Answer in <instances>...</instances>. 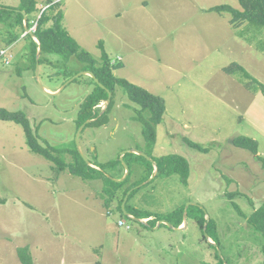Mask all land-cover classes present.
Segmentation results:
<instances>
[{"label": "rangeland", "instance_id": "obj_1", "mask_svg": "<svg viewBox=\"0 0 264 264\" xmlns=\"http://www.w3.org/2000/svg\"><path fill=\"white\" fill-rule=\"evenodd\" d=\"M47 1L37 0L39 11ZM52 1L59 6L47 12L61 10L65 29L98 64L101 43L112 64H120L114 76L165 103L156 141L149 146L134 119L138 106L117 87L110 102L95 107L104 116L80 133L82 153L94 163L116 159L127 149L153 159L183 156L189 163L185 183L176 173L151 175L127 204L131 207L141 195L140 208L155 218L181 206L194 210L187 213L176 256L172 228H158L165 219L148 225L121 219L122 202L106 206L101 180H83L34 154L22 127L0 120V264H21L16 254L21 247L31 254L32 264H204L218 261L216 251L227 260L224 264H262V237L245 215L264 202V97L239 71L231 74L225 68L238 64L264 84V30L231 22L227 10L209 11L216 5L242 10L238 0ZM0 4L14 9L18 0ZM6 35L0 40L5 42ZM27 41L20 36L13 41L11 63L0 66V107L24 111L33 128L43 120L40 136L52 145L71 142L79 105L93 84L81 75L65 85L82 67L75 58L65 62L48 55L52 63L42 62L36 74L25 56ZM67 72L74 74L67 77ZM237 136L255 139L257 153L232 144ZM135 164L129 167L131 180L145 172H136ZM106 173L121 178L125 171L118 166ZM200 215L215 222L214 232L196 223L193 216Z\"/></svg>", "mask_w": 264, "mask_h": 264}, {"label": "trees", "instance_id": "obj_2", "mask_svg": "<svg viewBox=\"0 0 264 264\" xmlns=\"http://www.w3.org/2000/svg\"><path fill=\"white\" fill-rule=\"evenodd\" d=\"M238 2L242 10L232 8L228 5L214 6L209 10L216 12L227 10L232 14L231 22L237 23L238 20L246 21L249 29L254 28L253 26H255L256 28L264 30V0H238ZM56 6H59L58 3L55 5H51L49 8V12ZM14 9L0 8V25L2 28L1 31L7 33L6 36L8 37V39L5 40L6 44L8 42L16 40L21 34H23L24 38H27L28 40L25 49V56H27V59L30 61V65L32 66V68L35 69L37 63V49L38 47H40L41 50L39 52L38 59L39 65L42 62L49 64L52 63L51 60H48V55H57L64 59L65 62H68L71 58H75L77 61L82 63L80 71H92L99 79V81L111 91V93H114L117 87L122 88L126 93L128 99L138 106V108L135 109L136 115L134 116V119L141 123L142 133L144 138L148 141V145L152 146L155 143V127L161 123L162 116L165 112V103L162 97L155 95L145 88L135 85L124 78H117L116 76H114L113 69L119 68L120 64H112L110 62V59L106 52L103 50L101 43H99L98 46L102 51L100 55V60L102 62L101 64H98L97 60H95L91 56V54L83 50L78 42L65 29L62 24L63 14L61 10H59L56 14H50L46 10L40 13L39 8H37V0H18V5ZM22 10L26 13L27 16V26L30 28L35 25L33 34L36 37L37 41H35L33 37H31L29 33L25 31V25L23 21L24 16L21 13ZM49 21H51V24L46 25ZM260 49L264 51V43L261 45ZM232 65H236L237 69H233V67H231ZM232 65L227 66L225 70L231 74L236 70L239 71L237 73H241L248 80V84H255V86L253 85L252 87L258 89L264 97V84L251 77V75L242 66L234 63ZM66 74H68L67 77H70L74 73L71 74L70 72H67ZM88 77L90 78L93 87L91 92L87 94L86 97H84L83 101L79 105L77 118L75 120L76 131L78 127L86 120L92 121L98 116V119H100L106 113L96 112L95 107L101 102L106 101L108 97L107 92L96 82H94V80L90 76ZM145 111H148L149 113V116L147 118L142 114ZM0 120L12 121L21 126L25 135L26 145L28 149L34 154L41 155L49 162L57 165L63 171L78 176L83 180H101L103 184L102 192L105 195L106 206L107 204L109 206L111 202L115 200H118L120 204L123 201L126 193L131 188L140 185L153 174L154 165L151 161L135 153H125L123 158L129 167L134 162L143 167L145 172L139 180L132 183H129L131 170L122 182L114 181L112 177L120 178V176H112L106 173V170H115L116 168L118 169L119 166L122 171H125L118 157L116 159L109 160L103 163L98 161H96L95 163L90 162V165L86 163L82 156L79 154L74 140H72L71 142H66L65 144H50L43 138V136H40L39 133V130L41 128L40 125L42 124L43 120L33 128L26 113L22 110L12 111L0 107ZM91 121L87 123L85 127L95 123L94 121ZM187 142L189 141L187 140ZM232 144L239 148L246 149L254 155L258 151L257 141L248 136H237L232 139ZM193 147L198 150H205L197 144H193ZM147 154L149 155V153ZM66 156L69 157V160H67ZM151 158L153 159V157ZM153 161L155 162L157 169V173L155 176H164L176 173L179 175V180L182 183L186 182L187 174L189 172V163L183 156H180L178 154H168L159 158H154ZM92 165L98 168H94ZM138 188H135L131 191L128 199L137 192ZM119 191L121 195L118 197L117 193ZM233 195L234 194L231 193L229 196ZM0 203H4V201L0 199ZM118 208L122 217L131 220V218L127 217L124 214L120 206H118ZM125 210L130 215L137 218H144L152 215L151 214L143 216L142 210L134 207H129L127 206V204L125 205ZM193 210L194 209L191 210V208L188 207V216L189 212ZM183 212L184 206H181L173 210L165 217H154L153 219L155 221H153L152 219L148 223H155L158 219H165L169 221L174 227H179L183 223ZM193 218L201 228H203L204 224H206V232H214V221H206L204 215L193 216ZM245 219L247 223L252 226L253 230H255L262 237L261 252L263 255L262 264H264V202L258 208L254 209L249 215H245ZM215 239L216 236L215 238H212L213 241H215ZM26 249V247L19 248L16 252L17 257L21 264H32V256L30 253L27 254ZM216 256L218 259L216 263H208L204 260L203 263L224 264L225 262H227L226 259L219 258L217 251Z\"/></svg>", "mask_w": 264, "mask_h": 264}, {"label": "water", "instance_id": "obj_3", "mask_svg": "<svg viewBox=\"0 0 264 264\" xmlns=\"http://www.w3.org/2000/svg\"><path fill=\"white\" fill-rule=\"evenodd\" d=\"M21 13H22V15L24 16V21H26V13H25L23 10L21 11ZM25 30L29 33L30 36L35 37L34 34H33V32H32L27 26H25ZM40 50H41V48L38 47V49H37V56H36V61H37V63H36V66H35L36 74L38 73V68H39L38 59H39V52H40ZM81 75H88V76H90V77L94 80V82H96L101 88H103V89L107 92V95H108V97H107V99H106V102H110V100H111V95H112V94H111V91H110L108 88H106V87H105V86L99 81V79L95 76V74H94L92 71H90V70H81V71L77 72L75 75H73L72 77H70V78L65 82V85L68 84L69 82H71L73 79H75V78H77V77H79V76H81ZM59 91H60V90H59ZM59 91L54 92V93H50V92H48V91H46V92L49 93V94H56V93H58ZM90 121H91V120H86L84 123H82V124L78 127V129H77V131H76V133H75V138H74V139H75L74 141H75V144H76V148H77L79 154L82 156V158H83V159L85 160V162L88 163V164H90V161H89V160L85 157V155L82 153V151H81V149H80V146H79L78 138H79V135H80V133L82 132L83 128L85 127V125H86L87 123H89ZM125 153H136V154H138V155H141V156L145 157L147 160H149V161H151L153 164H155V162L153 161V159H152L148 154H146L145 152H143V151H141V150H138V149H127V150H124V151H122V152L120 153V155L118 156V159L120 160V162H121L122 165L124 166V168H125V173H124L123 177H121V178H112L114 181L122 182V181L127 177L128 173H129V166H128V164L125 162V160H124V158H123V156H124ZM155 167H156V166H155ZM154 173H155V174L157 173V169H156V168H155ZM152 178H153V176H151L150 179H148V181L151 180ZM137 187H138V186H135L134 188L130 189V190L126 193V196L124 197V200H123V202H122V204H121V208H122L124 214H125L127 217H129V218H131V219H133V220H135V221H140L139 218L130 215V214L125 210V206H124V202H125V200L127 199L129 193H130L132 190H134L135 188H137ZM183 220H184V224H183V226L178 227V228H175L176 230H181V229L185 226V224H187V207H185L184 212H183ZM159 222H162V223H164V224H168L170 227H172V224H171L169 221H167V220H160ZM205 227H206V224H205ZM206 236H207V235H206ZM207 238H208V236H207ZM208 239H209V238H208Z\"/></svg>", "mask_w": 264, "mask_h": 264}, {"label": "crops", "instance_id": "obj_4", "mask_svg": "<svg viewBox=\"0 0 264 264\" xmlns=\"http://www.w3.org/2000/svg\"><path fill=\"white\" fill-rule=\"evenodd\" d=\"M55 4H57V2H55V1H52V0H48L47 1V3L40 9V13L42 12V11H44V10H46V11H49V8H50V6L51 5H55ZM38 5V4H37ZM58 5H59V3H58ZM3 6H5V7H3ZM6 6L7 5H3V4H0V8H6ZM217 6V5H216ZM212 7H214V6H212ZM211 8V7H210ZM209 8V9H210ZM209 11H212V10H209ZM216 12V11H215ZM217 13H220V12H217ZM26 18H27V16H26ZM24 21V20H23ZM24 25L25 26H27V21H24ZM26 31V30H25ZM27 32V31H26ZM28 33V32H27ZM5 34H7V33H5L4 31H0V39H3L4 38V35ZM32 37V36H31ZM20 38L22 39V38H24V35L23 34H21L20 35ZM34 40L36 39V38H33ZM35 41H37V40H35ZM14 42H15V40H14ZM13 41L12 42H8L7 44H6V42H3L2 40H0V44H2V47H0V48H7V47H10V49H11V52H12V45H13V43H14ZM12 54H13V52H12ZM13 59V58H12ZM110 62L112 63L113 62V60H110ZM114 63V62H113ZM5 67V66H4ZM120 68V67H119ZM117 69V68H116ZM114 70V69H113ZM46 91H48V92H54V91H52V90H49V89H46ZM147 153V152H146ZM134 163V162H133ZM135 164V163H134ZM136 165V172L137 171H141V173L144 171L143 170V167H141L139 164H135ZM125 170V169H124ZM132 170V169H131ZM141 173H139V174H141ZM143 174V173H142ZM152 175H156L155 173H154V171H153V174ZM135 181H137L136 180V177L135 178H132V180L130 179V183H132V182H135ZM132 189V188H131ZM131 193V192H130ZM129 193V194H130ZM135 195V194H134ZM126 196V195H125ZM124 196V197H125ZM129 196V195H128ZM142 199V197H141V195H137L134 199H133V205H131V207H134V208H138V209H140V210H142L143 211V216H147V215H151V216H149V217H144V218H139L140 219V221H137L138 223H140V224H142V225H148L149 223V221H151L153 218H154V214L150 211V210H148V209H142V208H140V200ZM123 200H124V198H123ZM127 200H128V197H127V199L125 200V202H124V206L127 204ZM123 202V201H122ZM122 204V203H121ZM127 206H128V204H127ZM130 207V206H129ZM122 209V208H121ZM121 219H123V217L121 218ZM131 220H133V219H131ZM119 221H121V220H118V225H123L124 223H123V220H122V224H119ZM133 221H135V220H133ZM159 226H158V228L162 225V224H164V223H162V222H159ZM183 224H184V220H183V223L179 226V227H181V226H183ZM126 228H129V226H127ZM172 232L177 236V239H174V241L172 242V243H176V245H177V249L176 248H174V247H172V249H171V251H173L174 249H175V255L176 256H179L180 254H181V249L180 248H178L180 245H182V243H183V241H182V239H181V235H182V233L185 231V229L187 228V224H185V226L181 229V230H176L175 228H178V227H174L173 225H172ZM181 236V237H180ZM167 245H171L170 243H168Z\"/></svg>", "mask_w": 264, "mask_h": 264}, {"label": "built area", "instance_id": "obj_5", "mask_svg": "<svg viewBox=\"0 0 264 264\" xmlns=\"http://www.w3.org/2000/svg\"><path fill=\"white\" fill-rule=\"evenodd\" d=\"M12 58H13V54L11 52L10 47L0 48V66L9 65L12 61ZM119 224H122V221H119Z\"/></svg>", "mask_w": 264, "mask_h": 264}, {"label": "clouds", "instance_id": "obj_6", "mask_svg": "<svg viewBox=\"0 0 264 264\" xmlns=\"http://www.w3.org/2000/svg\"><path fill=\"white\" fill-rule=\"evenodd\" d=\"M26 21H27V18H26ZM29 28V27H28ZM33 27H30L29 29L33 32L34 29H32ZM33 38H36V37H33ZM37 40V39H36ZM8 66V65H7Z\"/></svg>", "mask_w": 264, "mask_h": 264}]
</instances>
